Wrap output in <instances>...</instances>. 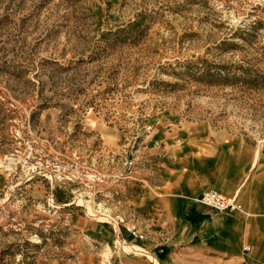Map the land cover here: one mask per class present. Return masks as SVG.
Here are the masks:
<instances>
[{"label":"rangeland","instance_id":"374dc122","mask_svg":"<svg viewBox=\"0 0 264 264\" xmlns=\"http://www.w3.org/2000/svg\"><path fill=\"white\" fill-rule=\"evenodd\" d=\"M162 247L264 264V0H0V264Z\"/></svg>","mask_w":264,"mask_h":264},{"label":"crops","instance_id":"0c3cea01","mask_svg":"<svg viewBox=\"0 0 264 264\" xmlns=\"http://www.w3.org/2000/svg\"><path fill=\"white\" fill-rule=\"evenodd\" d=\"M219 191H221V190H219ZM221 192H223V191H221ZM226 194H228V193H226ZM187 197L192 198L190 195H188ZM192 204L194 205V209L196 210V212H203L204 213V211H202V210H204V209L209 210L207 213H209L210 218L212 219V226L211 227H213L214 230H218L220 223L224 221L223 220L224 215L222 213H219V212L215 215H212L211 214L212 209H210L209 207H207L201 203L196 202V199L192 200ZM173 210H176L175 207H173ZM231 226L235 230L236 225L232 224ZM228 239H229V237L227 234H225L221 231H216L214 234H212L211 236L208 237V242H209V244L213 245V247H215L216 252H220L222 249L226 248V241ZM222 240H223V243H222ZM209 250L211 252H213V250H211V249H209ZM153 257L159 262V264H164V263L165 264H174V262H175V261H173L174 260L173 257L168 259L169 257H171V255L168 254L167 247H164V248L162 247L160 249H156L153 253ZM181 261H182V258L179 257L178 263ZM213 262L216 264H228V263H226L227 261L222 262L218 258H213Z\"/></svg>","mask_w":264,"mask_h":264},{"label":"built area","instance_id":"2783aa9c","mask_svg":"<svg viewBox=\"0 0 264 264\" xmlns=\"http://www.w3.org/2000/svg\"><path fill=\"white\" fill-rule=\"evenodd\" d=\"M130 165H132V161H129L128 166ZM196 202L220 213H231L238 209L236 198L219 190L204 191L200 197L196 199ZM250 248L249 245L244 247L247 252Z\"/></svg>","mask_w":264,"mask_h":264},{"label":"bare ground","instance_id":"6f19581e","mask_svg":"<svg viewBox=\"0 0 264 264\" xmlns=\"http://www.w3.org/2000/svg\"><path fill=\"white\" fill-rule=\"evenodd\" d=\"M219 220V219H218ZM222 235V234H221ZM222 243H223V240H222Z\"/></svg>","mask_w":264,"mask_h":264}]
</instances>
